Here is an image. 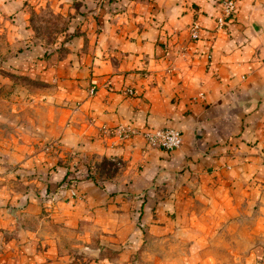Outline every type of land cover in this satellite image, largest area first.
I'll list each match as a JSON object with an SVG mask.
<instances>
[{
  "label": "crops",
  "instance_id": "crops-1",
  "mask_svg": "<svg viewBox=\"0 0 264 264\" xmlns=\"http://www.w3.org/2000/svg\"><path fill=\"white\" fill-rule=\"evenodd\" d=\"M53 1L72 13L75 32L59 56L28 62L47 82L29 93L47 110L44 137L87 163L121 160L102 196L143 190L142 209L185 208L186 239L212 242L229 227L263 257L264 0H236L222 27L219 0ZM120 125L135 130L122 136ZM165 126L180 131L178 148L146 144L141 131ZM79 182L89 200L77 209L92 213L103 203L91 199L100 187L90 177ZM170 217L145 222L162 232L177 223Z\"/></svg>",
  "mask_w": 264,
  "mask_h": 264
},
{
  "label": "rangeland",
  "instance_id": "rangeland-1",
  "mask_svg": "<svg viewBox=\"0 0 264 264\" xmlns=\"http://www.w3.org/2000/svg\"><path fill=\"white\" fill-rule=\"evenodd\" d=\"M16 2L8 8L0 0V264H264V256L251 253L254 242L228 233L229 227L212 242L186 239L185 208L142 209L143 190L102 196L121 160L103 156L87 163L73 147L44 137L47 110L29 93L47 82L30 74L28 62L63 53L74 18L53 0ZM86 177L101 188L91 199L101 196L103 203L92 213L77 209L89 200L79 186ZM170 216L177 223L162 232L145 222ZM260 242L264 247V238Z\"/></svg>",
  "mask_w": 264,
  "mask_h": 264
},
{
  "label": "built area",
  "instance_id": "built-area-1",
  "mask_svg": "<svg viewBox=\"0 0 264 264\" xmlns=\"http://www.w3.org/2000/svg\"><path fill=\"white\" fill-rule=\"evenodd\" d=\"M219 4L220 7L216 18V26L222 27L234 13L236 0H219ZM189 30L191 38H197L199 33V24L196 21L192 22ZM124 91L127 93H133V89L130 87L126 88ZM115 130H117L119 134L127 135L129 132H133L135 129L130 126L120 125L115 127ZM141 134L146 144L150 146L161 147L166 150L176 149L182 143L180 131L170 126L160 127L153 130H143L141 131Z\"/></svg>",
  "mask_w": 264,
  "mask_h": 264
}]
</instances>
